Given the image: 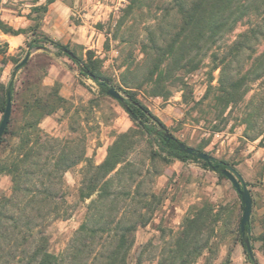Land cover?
<instances>
[{
  "label": "rangeland",
  "instance_id": "374dc122",
  "mask_svg": "<svg viewBox=\"0 0 264 264\" xmlns=\"http://www.w3.org/2000/svg\"><path fill=\"white\" fill-rule=\"evenodd\" d=\"M45 1L0 0V8L35 19L39 13L34 7ZM127 4L128 0H60L55 11L68 8L71 29L65 33L70 35L68 40L57 41L84 61L90 55L101 74L100 81L114 87L124 100L128 98L124 81L135 86L133 90L139 101L165 126L163 132L226 162L240 174L251 197L245 237H249L253 257L264 264V74L250 82L249 90L239 103L221 110L214 100L219 71H211L210 49L202 56L197 70L166 80L162 90L155 92L153 84L141 82L154 58L152 52L142 46L149 44L150 36L163 44L178 27L179 15L171 0H146L143 8L122 17ZM42 18L39 21L28 19V25L37 22L40 29ZM247 26L246 21H242L212 49L216 47L221 55H226L228 46ZM39 37L38 43L43 48L29 50L26 64L13 76L16 65L13 61L19 59L20 62L27 53L25 42L9 52L0 40V84L7 86L12 81L14 87L8 127L14 129L37 120L42 134L66 143L67 151L78 161L64 172L56 171L58 176H52L49 181L34 182L39 189L42 182L49 186L56 198L54 202L48 199L40 213H29L37 217L38 226L31 230L33 237L41 231L50 252L57 254L64 250L85 219L89 199L81 198L80 188L84 187L87 166L104 159L116 135L133 129L134 146L126 158L129 168L123 176L114 178L112 194L104 204L107 217L134 220L138 212L144 213L147 219L146 224L138 226L134 232L130 264L138 261L139 264H156L161 249L180 230L184 217L208 205L220 216L216 236L219 245L213 264H252L239 236L241 200L230 181L191 159L185 162L152 159L148 143L156 150L155 136L139 135L135 122L117 100L102 92L97 82L80 73L77 64L51 44L42 43ZM263 49L264 40L241 53L230 66L231 76L242 74L253 56ZM250 111L259 113L251 118L255 125L246 134L244 121ZM1 118L0 112V121ZM17 144V138L3 135L0 161L7 159ZM56 144L46 141L43 146L51 152L57 151ZM47 168L52 170L49 165ZM12 186L11 176L0 171V204L11 195ZM139 201L152 203V209H140ZM52 207H57L56 215H49ZM1 209L8 215L16 213V208L11 206ZM6 224L11 240L2 243L0 264H22L16 262V234H28L29 230H16L11 223ZM203 261L201 257L195 264H203Z\"/></svg>",
  "mask_w": 264,
  "mask_h": 264
},
{
  "label": "trees",
  "instance_id": "16d2710c",
  "mask_svg": "<svg viewBox=\"0 0 264 264\" xmlns=\"http://www.w3.org/2000/svg\"><path fill=\"white\" fill-rule=\"evenodd\" d=\"M53 1L46 0L44 4L34 7L33 10L39 14L35 19H31L29 16L27 18L39 21L46 13L48 5ZM145 1L128 0L122 17L130 16L143 8ZM171 1L179 15L178 27L163 44L158 43L150 36L149 44L142 46L144 50H150L154 58L146 77L141 82L153 84L155 92H159L164 87L163 83L166 80L176 79L181 74L197 70L201 65L202 56L211 49L210 57L213 62L211 71L215 69L219 71L214 100L221 106V110L227 106L236 105L249 90L250 82L259 79L264 74V49L253 56L249 67L242 74L232 77L230 71L234 59L241 53H245L252 44H259L264 40V0ZM244 20L248 26L228 46V57L227 54L221 55L216 47L212 49L224 35L232 32L236 25ZM0 31L11 35H30V39L25 41L27 53L33 48H43L37 39V36L40 35L42 43L51 44L77 64L81 74L86 76H89L86 72L92 74L100 90L105 92L107 82L104 81L105 85L100 84L101 74L96 70L90 55H88L87 61L77 57L67 45L41 32L37 22L26 28L14 29L0 20ZM4 45L7 46L6 43ZM63 50L70 51L73 56ZM13 62L17 64L19 59ZM141 82L136 86L139 87ZM8 84L7 86L0 84V112L2 114L6 102V92H10L11 98L14 90L13 82L9 81ZM123 86L126 88L128 98L119 104L123 107L126 104L129 107L131 114H128L139 129V135L155 136L157 149L154 150L152 144L148 143L153 155H151L152 159L158 157L162 161L176 159L181 162L191 159L210 168L206 161L180 150L178 143L182 141L169 133L170 137L164 135L165 126L139 101L133 90L135 86L125 81ZM257 114L256 111L246 114L244 121L247 125L246 134L255 125L251 122V118H255ZM135 134L133 129L119 133L107 148L104 159L96 165L87 166L83 175L84 187L80 188L81 198L89 199L85 206V219L74 231L64 250L55 254L48 250L47 240L41 231L38 232L36 238L33 237L31 230L38 226V223H35L37 217L30 216L29 213H40L45 202L48 199L50 202H54L56 196L53 189L44 186L43 182L41 189L37 188L34 182L49 181L52 176H58L56 171L64 172L78 160L67 151L66 143L48 137V135L44 136L38 127L37 120L27 121L14 129H9L7 126L3 135L17 138L18 144L14 146L7 159L0 161V171L9 174L13 184L11 195L4 198V202L0 204V253L2 243L11 240L8 234L9 225L6 224L9 222L16 230L19 228L29 230L28 234H16L17 263L130 264L134 232L138 226L145 225L147 219L144 217V213L138 212L137 218L134 220H127L123 217H107L104 204L112 194L110 188L114 178L123 176L129 168L126 158L134 146ZM3 135L0 137V145L3 142ZM46 141L57 143V151L45 150L43 143ZM195 149L203 151L199 148ZM47 151L49 153H46ZM212 164H218V167L210 169L215 171L218 176H222L220 169L226 167L227 163L215 159ZM48 165L52 167L51 171L47 168ZM127 194L130 195V193ZM152 197L154 198L155 195L152 194ZM139 204L141 205L140 209L142 208L144 211L152 209V203L139 201ZM5 206L16 208V213L12 215L4 213L1 208H5ZM125 206L127 208V205ZM56 212L57 207H52L49 215H56ZM34 223L35 225L32 226ZM219 224L220 216L211 205L204 206L193 215L184 217L180 230L172 236L166 247L161 249L156 264H195L201 257L204 258L203 264H213L219 245V239H216ZM247 228L246 226V230ZM239 236L247 258L252 264H259L254 257L251 258L247 254L240 231ZM246 238L249 240V237ZM140 254L141 251L138 253V257ZM136 264H139V261Z\"/></svg>",
  "mask_w": 264,
  "mask_h": 264
},
{
  "label": "water",
  "instance_id": "95a60500",
  "mask_svg": "<svg viewBox=\"0 0 264 264\" xmlns=\"http://www.w3.org/2000/svg\"><path fill=\"white\" fill-rule=\"evenodd\" d=\"M63 52L67 53L70 56H73V54L68 50H63ZM28 57H29V53H26L25 56L23 57V59L14 66V70L12 72V75L14 74V72L16 70H18L20 67H22L27 62ZM86 73L93 80H95V77L92 74H89L88 72H86ZM99 82L101 85L106 84L104 81H99ZM9 86H10V83L8 84V87ZM105 93L107 95L111 96L112 98H114L115 100H117L118 102L124 101V97L112 86L107 85ZM124 109L128 113L131 114L129 107L126 104H124ZM10 114H11V98H10V92L7 91L6 92L5 107H4L2 118L0 121V137L3 135L6 127L8 126ZM164 135L167 137H170L167 132H164ZM178 147L180 150L184 151L185 153L194 155L198 159L206 161L209 164L211 169H216L218 167V164H216V165L212 164V161H214L215 158L212 155L208 154L207 152L197 151L194 147L188 146L182 142L178 143ZM220 174L230 181L233 189L236 191V193L240 197L241 204H242V215H241V219L239 222V231H240L241 237L243 238V243H244L246 252L249 255V257L252 258L253 254H252V250H251V247L249 244V240L245 237L246 226L249 223L250 214H251L250 193L247 189L245 181L242 179L240 174H238V172H236V170H234L230 166L227 165L226 167L221 168Z\"/></svg>",
  "mask_w": 264,
  "mask_h": 264
},
{
  "label": "crops",
  "instance_id": "0c3cea01",
  "mask_svg": "<svg viewBox=\"0 0 264 264\" xmlns=\"http://www.w3.org/2000/svg\"><path fill=\"white\" fill-rule=\"evenodd\" d=\"M59 2L60 0H54L48 5V9L41 20L40 30L54 40L64 41L68 40L70 35L66 36L65 33L71 27L67 19L68 8H60L55 11ZM13 12L11 9L0 8V20L14 29L26 28L29 20L23 16L15 15ZM27 39L28 34L11 35L0 31V40L7 44L9 52L22 46Z\"/></svg>",
  "mask_w": 264,
  "mask_h": 264
}]
</instances>
